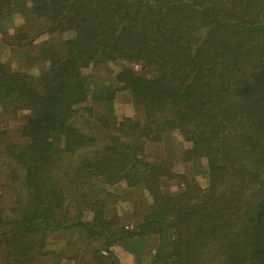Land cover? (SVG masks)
I'll return each mask as SVG.
<instances>
[{"label": "trees", "instance_id": "obj_1", "mask_svg": "<svg viewBox=\"0 0 264 264\" xmlns=\"http://www.w3.org/2000/svg\"><path fill=\"white\" fill-rule=\"evenodd\" d=\"M15 13L1 44L47 37L37 75L0 61V122L26 112L17 141L0 127V264H119L151 235L150 264H264V0H0ZM170 132L190 171L146 155Z\"/></svg>", "mask_w": 264, "mask_h": 264}, {"label": "rangeland", "instance_id": "obj_2", "mask_svg": "<svg viewBox=\"0 0 264 264\" xmlns=\"http://www.w3.org/2000/svg\"><path fill=\"white\" fill-rule=\"evenodd\" d=\"M23 24L22 16L19 13H15L13 16L3 19L0 21V29H3L5 33L1 36L2 31L0 30V39L7 38L10 36L16 27ZM49 36V35H48ZM51 36V35H50ZM65 36H68L65 34ZM47 37L46 34L40 35L38 38L34 39L32 44L22 46L19 48L9 47L8 45H3L0 43V61H7L13 67L27 70L31 75H37L40 65L36 63L33 58L36 57V51L39 44L44 41ZM2 38V39H3ZM10 39L9 37L7 38ZM111 65V66H110ZM110 68L113 70L116 69V66L110 64ZM130 65V64H129ZM135 69L144 68L143 65L139 62H134L130 65ZM89 72V71H88ZM100 71H92L88 73V77L90 75V79L93 78L94 82L99 80V77L109 79L110 76L108 74H102ZM113 107L115 114L117 116H135L136 113L130 102V95L127 91H117L114 96ZM1 111V109H0ZM26 116V112L23 110H19L14 113H10L5 118V121L0 122V127L6 130V135L3 142L9 141H17V127L24 121ZM4 119V118H3ZM185 144L181 141L180 137L176 135L174 132L167 133L164 137V141L161 144H153L147 147V156L149 159L155 158L157 156H166L167 159L173 165V169L178 172L190 171L192 169V165L190 163L183 164L180 160V154L183 150ZM204 169V166L202 167ZM195 177L200 185L204 186L206 179L204 174L195 173ZM2 176L0 175V178ZM3 181V180H2ZM123 184H116L113 186H109L108 189L114 195L113 200V208L116 212L122 217L125 218L127 213L130 211V203L127 200V195L124 194ZM172 189H175L172 187ZM1 190V186H0ZM1 194V193H0ZM126 197V200H125ZM5 201L2 196H0V206L1 202ZM89 218V215H88ZM124 223H131L129 219H122ZM158 243V237L156 235L146 236V237H138L133 239H125L120 242V244L112 247L113 253L118 258L119 264H150L151 256L154 253V250ZM138 256L139 262L135 261L134 256ZM146 262V263H145ZM51 264V263H48ZM63 264H72L71 262L65 261Z\"/></svg>", "mask_w": 264, "mask_h": 264}, {"label": "crops", "instance_id": "obj_3", "mask_svg": "<svg viewBox=\"0 0 264 264\" xmlns=\"http://www.w3.org/2000/svg\"><path fill=\"white\" fill-rule=\"evenodd\" d=\"M146 263V262H145Z\"/></svg>", "mask_w": 264, "mask_h": 264}]
</instances>
